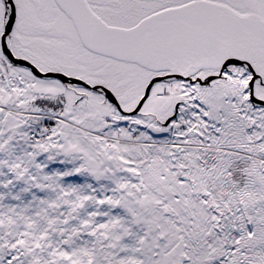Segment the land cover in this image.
<instances>
[{"label":"snow or ice","instance_id":"1","mask_svg":"<svg viewBox=\"0 0 264 264\" xmlns=\"http://www.w3.org/2000/svg\"><path fill=\"white\" fill-rule=\"evenodd\" d=\"M0 264H264V0H0Z\"/></svg>","mask_w":264,"mask_h":264}]
</instances>
